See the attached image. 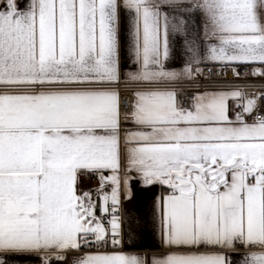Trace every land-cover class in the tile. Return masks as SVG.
<instances>
[{"label":"snow or ice","instance_id":"6c2138e0","mask_svg":"<svg viewBox=\"0 0 264 264\" xmlns=\"http://www.w3.org/2000/svg\"><path fill=\"white\" fill-rule=\"evenodd\" d=\"M223 67L264 80V0H0V264H264V87Z\"/></svg>","mask_w":264,"mask_h":264},{"label":"crops","instance_id":"0c3cea01","mask_svg":"<svg viewBox=\"0 0 264 264\" xmlns=\"http://www.w3.org/2000/svg\"><path fill=\"white\" fill-rule=\"evenodd\" d=\"M182 58L178 55L176 60L173 61V66L179 67L181 66ZM190 92V91H189ZM83 179V178H82ZM83 187L85 189L88 186L85 185L83 181ZM157 194V188H144L140 186L138 182H134V195L131 200L127 201L124 204L125 209L133 213L145 214L147 209L151 206V202L154 196ZM143 234V242L145 244L153 243L150 232V223H146L144 228L142 229ZM67 264H72V255L70 254L68 257Z\"/></svg>","mask_w":264,"mask_h":264},{"label":"built area","instance_id":"2783aa9c","mask_svg":"<svg viewBox=\"0 0 264 264\" xmlns=\"http://www.w3.org/2000/svg\"><path fill=\"white\" fill-rule=\"evenodd\" d=\"M217 71L220 73H227V75H218L217 78L213 81L214 86L242 87L249 93H254L264 87V80H261L258 77L249 76L244 78H237L231 74V70L228 67H223L222 69H218ZM185 88L190 92L195 90L190 85H185ZM83 181L85 185L88 186V188L95 187L97 183L95 178H83Z\"/></svg>","mask_w":264,"mask_h":264}]
</instances>
